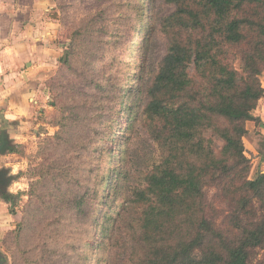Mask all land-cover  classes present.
<instances>
[{
	"label": "trees",
	"instance_id": "1",
	"mask_svg": "<svg viewBox=\"0 0 264 264\" xmlns=\"http://www.w3.org/2000/svg\"><path fill=\"white\" fill-rule=\"evenodd\" d=\"M155 1L83 2L87 20L73 30L70 48L83 49L90 64L103 38L115 47L129 31L131 57L146 50L136 32L149 42L160 27L168 46L147 76L143 66L133 69L138 86L85 75L100 99L87 95L58 109V130L44 145L51 153L30 175L37 178L32 195L46 205L40 236L58 245L75 225L86 239L71 264H264V172L251 177L244 142L247 122H260L253 112L264 96V0H161L171 11L148 23ZM109 83L121 88L117 98L130 117L114 150L93 148L83 176L90 146L82 135L74 145L73 133L89 126L92 101H111ZM138 119L152 141L142 155L132 149Z\"/></svg>",
	"mask_w": 264,
	"mask_h": 264
},
{
	"label": "rangeland",
	"instance_id": "2",
	"mask_svg": "<svg viewBox=\"0 0 264 264\" xmlns=\"http://www.w3.org/2000/svg\"><path fill=\"white\" fill-rule=\"evenodd\" d=\"M91 1V0H89ZM94 1V0H93ZM124 7L132 2V0H120ZM60 4L56 0L54 9V18L60 22L59 35L64 41L63 57L71 52V67L68 68L64 64V60L58 61L55 71L45 84L48 92L52 110L45 111L38 117V124L34 126L35 130H31L32 138H29L28 144L19 147V152L14 155L12 164L9 166L14 171V185L9 191L15 199L5 204H0V264H71L77 261L81 253L84 239H80L75 225L68 224L66 226L63 239L60 244L54 245L52 242L44 243V230L47 228L45 223L46 205L42 200L36 199L32 193V184L37 179L31 178V172L35 166L45 161V157L51 153V146H44L48 137H52L58 130L52 123L58 109L66 104L70 106L75 104L76 98H84L87 95L96 100L99 97V91L94 86L85 83L83 77L93 75L99 83L105 85V81L113 78L116 85L127 83L126 87L138 86L139 81H135L140 70L130 81V74L134 72L135 67L143 66L142 76H147L158 66V63L166 54L168 40L166 35L160 30L155 31L154 35L149 38V42H140L143 33H133L134 36L140 35L138 44L146 45V50H139L130 56V31L125 35L124 39L118 46H112L106 43V38L102 42L95 45L97 53L95 64H90L85 57V51L80 49L74 52L70 46L72 43V32L74 29L81 27L87 18L83 2L85 0H61ZM171 7L161 0H156L154 5L150 6L148 23L154 21V17L167 14L171 11ZM118 21L116 16L110 18L113 26ZM96 39V38H95ZM140 42V43H139ZM132 43V41H131ZM133 48H136L132 45ZM94 50V45H91ZM113 86L109 83L111 101L107 98L91 102L88 108L87 121L89 126L81 132L73 133V144L77 145L81 135L86 139L90 148L85 157V164L81 166L80 175L85 176L88 170V157L93 155L94 147L116 148L117 140L124 136V123L130 117L126 114L127 110L122 106L121 100L117 98L120 95L121 88ZM75 96V98H74ZM100 99V98H97ZM105 102V103H104ZM56 103V104H55ZM100 105V106H99ZM105 107L102 117L96 114L99 107ZM118 118L117 126H114V120ZM139 129V136L134 141L132 149L139 154H144L146 150L152 148V141L145 130L143 121L138 119L136 122ZM105 171H110V167L106 166ZM78 173V172H77ZM40 188V187H39ZM210 198L216 199V191H210ZM221 208L224 205H220ZM54 245V246H53Z\"/></svg>",
	"mask_w": 264,
	"mask_h": 264
},
{
	"label": "crops",
	"instance_id": "3",
	"mask_svg": "<svg viewBox=\"0 0 264 264\" xmlns=\"http://www.w3.org/2000/svg\"><path fill=\"white\" fill-rule=\"evenodd\" d=\"M55 6L56 0H0V149L3 140L19 147L30 143L39 115L52 110L45 84L65 57ZM261 81L264 87V72ZM253 114L260 122L248 121L244 137L251 177L264 172V96ZM14 155L0 152V170L9 168Z\"/></svg>",
	"mask_w": 264,
	"mask_h": 264
},
{
	"label": "flooded vegetation",
	"instance_id": "4",
	"mask_svg": "<svg viewBox=\"0 0 264 264\" xmlns=\"http://www.w3.org/2000/svg\"><path fill=\"white\" fill-rule=\"evenodd\" d=\"M5 141V140H3ZM2 148L0 149V152H4L5 150H8V148L12 145L11 142L5 141V143L2 142ZM15 175L13 174V171L10 168H4L0 170V197L5 200V202H10L11 200L5 199L4 195H12L9 193L10 190V184L14 180ZM2 262V259L0 258V263Z\"/></svg>",
	"mask_w": 264,
	"mask_h": 264
},
{
	"label": "water",
	"instance_id": "5",
	"mask_svg": "<svg viewBox=\"0 0 264 264\" xmlns=\"http://www.w3.org/2000/svg\"><path fill=\"white\" fill-rule=\"evenodd\" d=\"M66 58H67V55H65L64 60H66ZM3 138H4V136H3ZM3 143H5V141H3Z\"/></svg>",
	"mask_w": 264,
	"mask_h": 264
}]
</instances>
